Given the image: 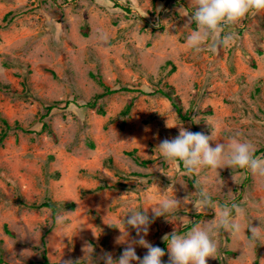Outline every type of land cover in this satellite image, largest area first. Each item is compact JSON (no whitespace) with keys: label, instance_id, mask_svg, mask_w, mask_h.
Returning a JSON list of instances; mask_svg holds the SVG:
<instances>
[{"label":"rangeland","instance_id":"obj_1","mask_svg":"<svg viewBox=\"0 0 264 264\" xmlns=\"http://www.w3.org/2000/svg\"><path fill=\"white\" fill-rule=\"evenodd\" d=\"M115 1L130 10L111 0H0V118L11 125L0 144V264H41L43 250L49 264L82 260L86 243L118 258L123 218L132 209L151 216L165 194L182 205L149 226L153 245L167 253L165 234L183 235L235 203L245 210L232 213L242 230L217 229L207 264H264V241L249 245L246 231L264 228V176L237 167L189 173L157 149L179 134L168 123L221 143L235 136L264 158V10L223 27L236 36L231 46L196 53L187 44L191 0ZM95 75L135 90L98 99L97 113L85 106L103 91ZM169 87L186 119L158 92ZM197 189L214 207L199 203Z\"/></svg>","mask_w":264,"mask_h":264},{"label":"clouds","instance_id":"obj_2","mask_svg":"<svg viewBox=\"0 0 264 264\" xmlns=\"http://www.w3.org/2000/svg\"><path fill=\"white\" fill-rule=\"evenodd\" d=\"M194 12L188 16V24L195 23L196 29L187 37L188 47L196 53L201 52L205 46L215 51L218 46H231L236 39L234 33L221 35L223 27L239 22L252 11L264 10V0H191ZM100 39L106 40L107 34L101 33ZM168 127H179V134L174 138H165L157 146L160 155L167 162L182 161L187 172L191 173L200 168H247L252 173L264 176V158L255 156V147L249 142H242L235 136L229 142H219L213 139V133L207 135L204 132H192L182 125ZM216 141L213 146L211 142ZM198 191L199 203L205 208L214 207V201L210 195L203 190ZM166 193V190L163 192ZM182 202L176 196L164 198L147 210L132 209L123 218L124 231L117 238L118 244L125 245L118 258L113 254L102 250L97 256L91 244H85L82 249L84 256L82 260L73 261L67 259L63 264H95L94 258L102 261V264H163L162 258L167 254V264H207L209 258H215L218 251L214 239L215 232L223 228L232 235H238L242 230L240 221L232 215L243 218L245 210L235 203L224 205L211 220L202 224H196L190 231L181 235L176 229L165 234L162 239L167 244V253L159 246L153 245L146 237L149 226L160 217L169 220L174 216ZM57 225L65 222V213H59L55 217ZM135 230V236L130 237L128 229ZM249 245L264 241V228L261 226H249ZM137 247L146 249L143 257L137 255ZM87 257V259H85Z\"/></svg>","mask_w":264,"mask_h":264},{"label":"trees","instance_id":"obj_3","mask_svg":"<svg viewBox=\"0 0 264 264\" xmlns=\"http://www.w3.org/2000/svg\"><path fill=\"white\" fill-rule=\"evenodd\" d=\"M113 1L114 5L116 7H121L122 9L125 10V12H128L130 9L128 6H123V5H120L119 3H117V1L115 0H111ZM95 77L97 78L96 81H98V83L103 87V91L101 93H97L93 99L89 102L86 103L85 106L91 108V109H95L97 111V113H102V109L100 107H96V101H98V99H101L103 98L104 96L106 95H109V94H113L117 91H134L135 89H130L128 87H122V88H118V89H111L110 87L106 86L102 81H101V78L100 76H97L95 75ZM170 90H171V93H168V92H165V91H162V90H158V92L160 94H162L164 97H166L168 100H170L171 104H172V107L174 108L175 112L177 113V115L179 116V118L181 119H186L187 118V115L185 113H183V108H182V105H181V101H180V98L178 95L176 94H172V87H169ZM137 91H139L137 89ZM170 92V91H169ZM54 107V105H49L47 107V110H51L52 108ZM130 107V104L127 106V108L125 109V111H123L124 113L127 112V110L129 109ZM0 121L3 125V129L0 133V144L2 143V141L4 140V138L6 137V134H7V131L11 128V125L8 123V121L4 118H0ZM16 128H20L17 124H15ZM43 128L46 127V123H43L42 125ZM261 152L260 150H257L255 151V156L257 155V153ZM149 161L148 160H142L141 163L145 164V163H148ZM41 206H45V207H48L52 212L55 211V207L50 204V203H43ZM44 250L40 253L41 254V261L40 263L41 264H49L48 260H47V257L46 255L44 254Z\"/></svg>","mask_w":264,"mask_h":264}]
</instances>
